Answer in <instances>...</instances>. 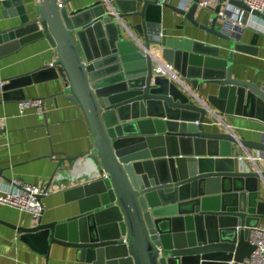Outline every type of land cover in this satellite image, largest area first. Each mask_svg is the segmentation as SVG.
<instances>
[{"label": "water", "instance_id": "water-1", "mask_svg": "<svg viewBox=\"0 0 264 264\" xmlns=\"http://www.w3.org/2000/svg\"><path fill=\"white\" fill-rule=\"evenodd\" d=\"M74 1L60 8L58 0H36L33 15L25 0L2 1L4 18L20 24L0 32V45L46 38L57 50L52 69L65 80L63 96L80 106L92 134L86 153L48 156L86 180L76 189L80 215L52 223L42 215L22 229V242L47 256L53 245L74 248L88 264H243L255 251L250 228L264 219V172H243L233 147L264 156V134L256 142L208 132L207 110L154 75L150 52L173 63L192 89L218 86L209 102L222 113L243 114L252 105L264 122V84L234 77L240 38L225 35L217 15L224 3L245 18L264 21V14L244 1L220 0L207 26L196 19L199 0L188 10L170 0H113L118 16L102 0L73 10ZM164 9L230 43L228 57L221 47L171 38L161 29ZM129 19L139 20L131 27L146 48L137 47L135 63L125 57L120 23ZM4 171L0 182H11Z\"/></svg>", "mask_w": 264, "mask_h": 264}, {"label": "crops", "instance_id": "crops-1", "mask_svg": "<svg viewBox=\"0 0 264 264\" xmlns=\"http://www.w3.org/2000/svg\"><path fill=\"white\" fill-rule=\"evenodd\" d=\"M2 1L4 0H0V32L9 35L7 31L18 26L20 20L4 18ZM25 1L33 15L36 0ZM96 1L75 0L70 6L74 10ZM170 4L180 5L186 10L189 8L188 5L183 7L182 0H170ZM214 14V10L199 8L196 19L202 25L209 26ZM248 21L250 26L243 32L239 41L240 48L234 53V77L246 82L256 79L258 85H262L264 21L255 17H249ZM124 22L131 27L139 23V20L129 19ZM161 29L169 31L168 35L177 42L191 40L212 48L221 47L223 55L228 57L230 43L195 28L170 10H163ZM133 32L138 36L135 30ZM126 38L128 45L125 47V57L130 63H135L139 57L138 46L130 38ZM57 57V50L44 37L29 42L5 41L0 45V167L5 169L4 176L11 181L1 179L0 189L8 188L13 181L42 189L49 188L50 195L42 200L44 223L78 217L80 207L76 189L86 185V180L78 179L70 166L65 164L59 169L56 161L48 158L51 151L75 157L89 151L92 144V134L80 106L63 96L65 80L57 77V72L52 69ZM7 85L8 89L4 88ZM194 91L232 125L238 139L256 142L262 140L264 122L255 116L257 110L254 106L242 107L243 114H225L209 102V97L218 96V86L202 85L199 90ZM33 99H41L43 107L29 111L27 115H20V102ZM220 103L223 107L224 103ZM206 120L208 132H222L212 125L210 115ZM245 150L243 147H233L238 163L237 158ZM259 192V200L264 202V179L259 180ZM35 224L36 220L31 215L0 205V264H88L81 261L80 252L74 248L53 245L48 256L30 249L22 242L21 231ZM260 226H264V219Z\"/></svg>", "mask_w": 264, "mask_h": 264}, {"label": "built area", "instance_id": "built-area-1", "mask_svg": "<svg viewBox=\"0 0 264 264\" xmlns=\"http://www.w3.org/2000/svg\"><path fill=\"white\" fill-rule=\"evenodd\" d=\"M108 6L109 12L118 16L119 11L114 5L113 0H102ZM194 0H182L183 7L190 5ZM244 1L248 7L253 11H258L264 14V0H238ZM63 0H58L59 7L62 8ZM221 4L220 0H199L198 6L202 9L214 10ZM184 9V8H182ZM221 21L222 32L225 35H230L233 39L241 38L245 29L250 26L248 18H245V12L229 3H224L220 12L217 14ZM121 26L124 29L125 37L130 38L140 50L146 52L144 42L139 36L134 34V30L120 20ZM153 62V73L155 76L168 79L170 82L176 84L184 93L188 94L193 102L199 106L204 107L208 116L212 118V125L218 127L222 132L235 136V131L232 125L221 116L220 113L214 111L207 102H204L196 92L186 83L175 68L173 63L167 62L158 57L153 52H150ZM43 107L41 99L23 100L19 104L20 115H27L26 113L32 110H40ZM2 125L0 120V132ZM264 134V132H263ZM240 163V168L243 172L255 171L258 173L264 172V156L259 153H254L250 150H245L242 155L237 158ZM8 188L0 189V205L16 209L20 212L31 215L35 220H39L44 212V206L40 197H47L50 195L49 188L42 189L37 186L26 184L20 181H13ZM249 242L255 247V251L249 259H246L243 264H264V226L250 228L248 238ZM1 260V257H0Z\"/></svg>", "mask_w": 264, "mask_h": 264}]
</instances>
